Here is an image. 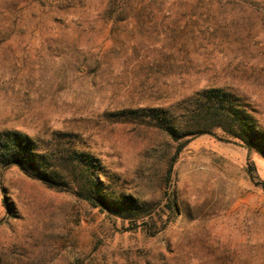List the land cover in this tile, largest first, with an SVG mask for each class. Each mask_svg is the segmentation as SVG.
<instances>
[{
    "label": "rangeland",
    "instance_id": "rangeland-1",
    "mask_svg": "<svg viewBox=\"0 0 264 264\" xmlns=\"http://www.w3.org/2000/svg\"><path fill=\"white\" fill-rule=\"evenodd\" d=\"M202 88L240 96L264 130V0H0V132L73 142L152 206L177 143L141 108ZM250 160L264 181L262 154L194 136L172 166L178 214L153 235L0 164V264H264Z\"/></svg>",
    "mask_w": 264,
    "mask_h": 264
},
{
    "label": "trees",
    "instance_id": "trees-1",
    "mask_svg": "<svg viewBox=\"0 0 264 264\" xmlns=\"http://www.w3.org/2000/svg\"><path fill=\"white\" fill-rule=\"evenodd\" d=\"M141 109L152 112L141 119L148 117L177 143L166 170L161 205L152 206V203L117 190L99 158L76 148L73 142L63 144L50 139L42 144L26 133L4 130L0 132V164L3 167L17 165L26 175L40 179L47 186L83 198L92 206L128 219L133 227L140 226L153 235L178 214L170 179L172 166L178 153L194 136L208 133L233 140L244 146L248 154L254 151L264 156V130L257 123L255 109L231 92L202 88L167 108ZM123 111L125 117H139L136 108ZM248 171L252 181L264 188V181L256 174L252 160ZM163 213L166 217L162 220Z\"/></svg>",
    "mask_w": 264,
    "mask_h": 264
}]
</instances>
